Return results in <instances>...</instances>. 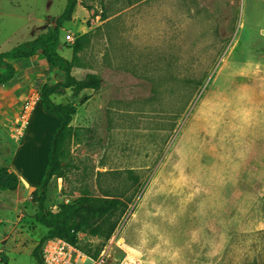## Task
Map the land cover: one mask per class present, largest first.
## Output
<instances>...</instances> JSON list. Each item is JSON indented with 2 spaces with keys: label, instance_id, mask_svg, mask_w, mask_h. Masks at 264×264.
<instances>
[{
  "label": "rangeland",
  "instance_id": "obj_1",
  "mask_svg": "<svg viewBox=\"0 0 264 264\" xmlns=\"http://www.w3.org/2000/svg\"><path fill=\"white\" fill-rule=\"evenodd\" d=\"M66 5L0 0V53L54 26ZM76 12L60 46L84 37L87 69L73 75L99 73L104 85L53 97L78 106L47 209L83 193L130 200L109 240L117 217L105 236L81 235L106 264H264V0H79ZM12 63L0 87V180L13 173L18 186L0 189V264H37L47 229L32 197L59 125L40 88L64 73L40 54Z\"/></svg>",
  "mask_w": 264,
  "mask_h": 264
},
{
  "label": "trees",
  "instance_id": "obj_2",
  "mask_svg": "<svg viewBox=\"0 0 264 264\" xmlns=\"http://www.w3.org/2000/svg\"><path fill=\"white\" fill-rule=\"evenodd\" d=\"M78 3L79 0H67L66 8L55 19L54 27H50L33 40L0 53V68L3 69L0 73V87L11 82L16 75V68L9 60L33 58L40 52L49 66L59 69L65 75L63 81L45 83L40 88V100L44 110L56 116L59 125L51 140L45 174L32 197V201L37 206L35 218L39 224L47 229L46 235L32 252L37 264H43V247L48 240L53 238L66 240L70 244L78 246L90 257L97 259L100 256V251L91 254L82 247L81 235L105 236L103 234L104 225H107L113 217H117L118 219L113 221L107 229L106 241L109 240L131 203L130 200L120 197H94L89 193H83L73 202L63 204L58 211H50L46 207L47 192L52 179L54 177H65L69 166L67 163V148L74 136L75 127L72 122L78 106L74 101L66 104L57 103L53 97L55 95L63 96L70 90L74 100L81 97L85 99L87 98L84 96L85 91L99 92L104 85L103 77L99 73H88L82 79H78L73 75L74 68L87 69L80 64L79 57V53L83 49L82 38L84 37L75 41L71 60L66 59L58 52L61 30L67 22L72 21ZM201 85L202 83L198 84V86ZM1 173L5 175V180H0V189L15 190L18 186L16 175L13 173L9 175L6 171ZM11 179L15 182L12 183Z\"/></svg>",
  "mask_w": 264,
  "mask_h": 264
},
{
  "label": "built area",
  "instance_id": "obj_3",
  "mask_svg": "<svg viewBox=\"0 0 264 264\" xmlns=\"http://www.w3.org/2000/svg\"><path fill=\"white\" fill-rule=\"evenodd\" d=\"M92 21L94 22V20ZM66 42L69 44L74 43V35L67 34ZM34 104V101H32L25 105V117L29 118ZM104 254L105 251L97 259H94L78 246L60 238H53L48 240L43 247L42 261L43 264H87L88 262H91V264H106Z\"/></svg>",
  "mask_w": 264,
  "mask_h": 264
},
{
  "label": "crops",
  "instance_id": "obj_4",
  "mask_svg": "<svg viewBox=\"0 0 264 264\" xmlns=\"http://www.w3.org/2000/svg\"><path fill=\"white\" fill-rule=\"evenodd\" d=\"M76 14H78V12H76V10H75V12H74V15H73V19L75 18V16H76ZM53 25V24H52ZM55 26V25H54ZM54 26H51V27H54ZM48 30V29H47ZM47 30H45L44 32H46ZM64 29H62L61 31H63ZM44 32H42V33H44ZM39 35H37L36 37H38ZM35 39V38H34ZM58 52H59V54L60 55H62V56H64L66 59H68V60H71L72 59V57H73V51H72V49H68V50H66L65 52H63V48H62V46H60L59 47V49H58ZM40 54V56H43V54L40 52L39 53ZM38 54V55H39ZM27 59H30V58H21V59H17V60H27ZM13 61H16V60H9V62L10 63H12ZM44 61L46 62V60H45V58H44ZM13 64V63H12ZM46 64H47V62H46ZM14 65V64H13ZM16 68V67H15ZM2 69V68H1ZM75 69H81V68H74L73 70H75ZM61 74V73H60ZM62 75V74H61ZM64 78H65V75H62ZM14 79V78H13ZM64 80V79H63ZM62 80V81H63ZM12 81V80H11ZM40 100V99H39ZM40 105H42V102L40 101ZM49 153V152H48Z\"/></svg>",
  "mask_w": 264,
  "mask_h": 264
}]
</instances>
